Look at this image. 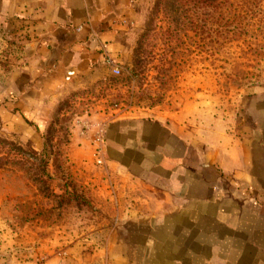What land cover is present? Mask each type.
<instances>
[{
	"label": "rangeland",
	"instance_id": "rangeland-1",
	"mask_svg": "<svg viewBox=\"0 0 264 264\" xmlns=\"http://www.w3.org/2000/svg\"><path fill=\"white\" fill-rule=\"evenodd\" d=\"M127 16L120 74L47 101L42 122L16 99L30 35L0 17V264H111L123 175L99 153L104 138L83 140L93 125L163 119L209 148L233 137L264 154V0H130Z\"/></svg>",
	"mask_w": 264,
	"mask_h": 264
},
{
	"label": "crops",
	"instance_id": "crops-1",
	"mask_svg": "<svg viewBox=\"0 0 264 264\" xmlns=\"http://www.w3.org/2000/svg\"><path fill=\"white\" fill-rule=\"evenodd\" d=\"M129 4L0 0V17L24 25L31 38L28 65L20 71L31 77L16 98L21 113L42 122L47 101L111 69L106 59L120 58ZM15 124V131L26 130L23 119ZM96 126L83 140L93 141L96 132L104 138L99 153L105 151L112 170L123 175L113 187L119 223L111 264H264L259 145L225 137L212 149L198 131L157 118L111 121L104 132ZM125 217L128 223H120Z\"/></svg>",
	"mask_w": 264,
	"mask_h": 264
},
{
	"label": "built area",
	"instance_id": "built-area-1",
	"mask_svg": "<svg viewBox=\"0 0 264 264\" xmlns=\"http://www.w3.org/2000/svg\"><path fill=\"white\" fill-rule=\"evenodd\" d=\"M107 64L110 66V67H112V69H113V73L115 74V75H119L120 74V70H119V68H117V66L115 65L116 64V62L112 59V58H110L109 56L107 57Z\"/></svg>",
	"mask_w": 264,
	"mask_h": 264
},
{
	"label": "water",
	"instance_id": "water-1",
	"mask_svg": "<svg viewBox=\"0 0 264 264\" xmlns=\"http://www.w3.org/2000/svg\"><path fill=\"white\" fill-rule=\"evenodd\" d=\"M73 73H74L73 71H70L68 75H70V76H71Z\"/></svg>",
	"mask_w": 264,
	"mask_h": 264
}]
</instances>
